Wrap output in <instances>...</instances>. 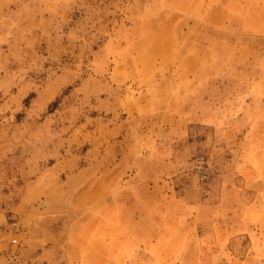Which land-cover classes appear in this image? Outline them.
<instances>
[{
  "label": "rangeland",
  "instance_id": "1",
  "mask_svg": "<svg viewBox=\"0 0 264 264\" xmlns=\"http://www.w3.org/2000/svg\"><path fill=\"white\" fill-rule=\"evenodd\" d=\"M249 2L0 0V264H264Z\"/></svg>",
  "mask_w": 264,
  "mask_h": 264
},
{
  "label": "crops",
  "instance_id": "2",
  "mask_svg": "<svg viewBox=\"0 0 264 264\" xmlns=\"http://www.w3.org/2000/svg\"><path fill=\"white\" fill-rule=\"evenodd\" d=\"M225 1H226V3H225V11H226V20L227 21L230 20L231 15L235 14V12L239 13V15H241V16H244L245 14H247V12L245 10V7L249 6V3H250L249 1L250 0H237L238 1V3H237L238 7L236 8V10L233 9V7H232L233 6V0L232 1L231 0H225ZM252 3H255L258 6L259 5H264V0H252ZM190 226L186 227V224H184V225H182V227H177V231H179V232H177L176 234L181 235V238L184 239L186 236L189 237L191 235V234H188L187 230H191V232H195L194 231L195 229L199 230L200 232L205 231V230L206 231L207 230H210V231L212 230L213 240H214L213 244L219 245L218 244V240H220V238L224 237L225 235L227 237L226 240H228V239L230 240V229H232V227L230 226V228H229L227 224H222L221 222L215 223V224L211 223L210 225H205V226L204 225H199L195 229H194V227L190 228ZM161 229L164 230L163 227H161ZM256 229L257 230H262L263 228H256ZM245 230H246V234H247L248 231H252V230L254 231L255 227L251 228L250 226H247V227H245ZM200 232H198L197 235L195 236V239H197L198 241H201L204 238L203 234H201ZM177 238H179V237H177ZM188 243H191L190 240L188 241ZM154 245H156V247L161 246L158 241H156V243ZM151 251H153V249ZM215 253H218V252L216 251ZM214 257L217 258V255L216 254L215 255H210L211 259H213ZM196 259H198V257ZM243 263H246V260ZM98 264H100V259H98Z\"/></svg>",
  "mask_w": 264,
  "mask_h": 264
},
{
  "label": "built area",
  "instance_id": "3",
  "mask_svg": "<svg viewBox=\"0 0 264 264\" xmlns=\"http://www.w3.org/2000/svg\"><path fill=\"white\" fill-rule=\"evenodd\" d=\"M15 242H17V241L15 240Z\"/></svg>",
  "mask_w": 264,
  "mask_h": 264
}]
</instances>
